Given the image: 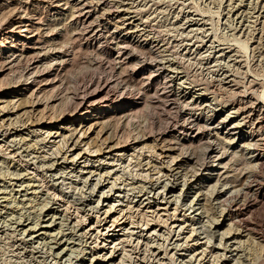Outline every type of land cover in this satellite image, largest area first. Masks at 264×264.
<instances>
[{
	"label": "bare ground",
	"instance_id": "6f19581e",
	"mask_svg": "<svg viewBox=\"0 0 264 264\" xmlns=\"http://www.w3.org/2000/svg\"><path fill=\"white\" fill-rule=\"evenodd\" d=\"M191 2L0 0L10 264H254L256 249L264 259V233L247 219L248 195L264 199V73L252 70L264 54L261 30L246 36L264 2L256 12V0H227L218 34ZM39 7L68 16L74 39L107 50L116 73L69 93L67 109L56 92L67 51ZM158 104L174 113L163 128L120 130Z\"/></svg>",
	"mask_w": 264,
	"mask_h": 264
},
{
	"label": "rangeland",
	"instance_id": "374dc122",
	"mask_svg": "<svg viewBox=\"0 0 264 264\" xmlns=\"http://www.w3.org/2000/svg\"><path fill=\"white\" fill-rule=\"evenodd\" d=\"M190 1H193L190 3L192 7L197 8V9L202 8L203 10H206V9L208 10L207 13L211 16L213 23H214L213 25L214 32H216L217 34L221 33V30L223 32V29H222L223 25L220 23L223 20V17H222L223 15L221 14V12L224 10L222 6H224L227 3V0H212V3L208 2L209 0H190ZM256 1H257L256 12H259V9H260L259 6L262 5V2H264V0H256ZM263 6H264V3H263ZM38 10H39L42 22H47V21L55 22L54 25L58 26L60 31L57 32L56 40L58 43L64 45L67 51L66 58L68 61H67V64L65 65V68L60 71V78H59L60 86L58 90L56 91L62 96L63 101L61 103V107H63L64 109H67V108H70L68 106L72 105L71 101L67 98V95L69 93L73 91L81 90L82 88H86L91 83V81H95V79L98 77H106V76H111L114 74L112 68L109 66L110 60L108 57V51L107 50L98 51L97 49L94 48L93 45H85L84 43H82L81 40L74 39L72 32H73L75 25L69 22L68 16L56 21V20H53V15H51V13L46 10V8L39 7ZM263 12L264 11H262V13ZM254 15H256V13ZM250 19L253 20L254 18L251 17ZM258 21L261 24L263 23L262 24L263 27L260 26V24H257L256 28L258 29L251 30L250 32L248 31L246 33L248 35L246 34L245 35L247 36V38L251 37L252 39L250 40H255V39L257 40L256 37H258L259 35L258 30H261L262 34H261L260 41L262 40V42L259 44L260 45L259 50H261V54L263 55L264 54V18L260 17ZM250 40H248L249 44L251 43L254 45L256 43L255 41L250 42ZM247 60L249 61V59ZM22 63L23 62H21L15 68L16 70L12 73V75L14 74V76H18L20 74L21 67L23 66ZM263 68H264V65L262 63V64L255 65L254 69L252 68V70L253 72L256 73V76L261 78L262 74L264 73ZM115 74L114 76H116ZM126 78L130 79L129 76H127ZM132 90L133 92H136L137 88L132 87ZM48 95L50 96L52 94H48ZM63 96L65 97L63 98ZM148 106H142L141 108V105H140L138 108L139 110L134 112L135 113V114L133 113L134 115L133 114L131 115L133 117H131L126 123H124L122 125L123 127H121L120 125V130L123 133H133L141 126H145L147 130L150 128L160 129V128H163L164 125L167 124V122L170 119L174 118V113L173 112L166 113V111L162 108L163 106L160 104L152 105V106L148 105ZM115 122H117L115 124L119 123L118 121H115ZM197 151H199L198 147H197ZM229 157L231 158L232 162L237 163V165H239V168L235 171L237 175L241 171V169L245 170L243 168H244V165L246 164L244 163L243 159L238 153L233 156H229ZM248 199H249L248 201L250 205L252 206L249 207L250 209H248L247 219H249L254 224L257 231L264 233V199L262 198L258 199L253 195H248ZM258 251H260V254H258L259 253ZM261 251L262 249L261 250L256 249L255 253L256 252L257 253L255 254L256 256L254 259V262H255L254 264L264 263V259L262 258L263 251L262 252ZM11 252H12L11 241H8L6 239H3L2 241L0 240V264H10L11 261L9 262L8 258L14 257L11 255ZM27 264H30V263H27Z\"/></svg>",
	"mask_w": 264,
	"mask_h": 264
}]
</instances>
